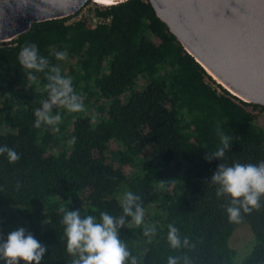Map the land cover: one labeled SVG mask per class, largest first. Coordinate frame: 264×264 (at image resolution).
<instances>
[{"label":"trees","instance_id":"obj_1","mask_svg":"<svg viewBox=\"0 0 264 264\" xmlns=\"http://www.w3.org/2000/svg\"><path fill=\"white\" fill-rule=\"evenodd\" d=\"M89 12L108 22L46 20L0 45V146L21 157L10 164L0 155V234L6 239L25 228L47 246L41 264H71L60 205L99 220L104 211L121 214L124 193L132 191L141 196L144 223L156 232L149 238L142 226L121 227L138 264H167L169 255H187L193 264H264V197L261 208L233 223L226 211L231 198H218L217 185L205 183L224 161H264V131L253 114L264 107L217 85L146 0L94 4ZM27 43L72 76L84 99L85 112L54 107L62 115L59 132L34 127L47 81L34 72L37 81L30 83L20 67L18 53ZM64 50L68 59L57 61L54 53ZM218 128L233 137L232 145L224 161L208 162L206 152L220 146ZM159 180L169 182L164 190L157 189ZM168 224L195 249H171ZM241 224L250 227L252 242L240 255L229 240Z\"/></svg>","mask_w":264,"mask_h":264},{"label":"clouds","instance_id":"obj_2","mask_svg":"<svg viewBox=\"0 0 264 264\" xmlns=\"http://www.w3.org/2000/svg\"><path fill=\"white\" fill-rule=\"evenodd\" d=\"M57 61L68 59V52L56 51L54 53ZM20 67L27 74L29 82H36L35 73H45V89L47 99L40 101V107L34 109L35 128L42 126L50 127L52 131L59 132V124L62 115L57 112L53 114L54 107L65 109L68 113H81L86 111V105L81 95L77 94L73 77L63 75L61 67L52 64L48 57L40 54L35 43H27L21 47L18 53ZM11 96V94H7ZM220 146L215 151H207L203 157L211 162L213 159L224 161L226 153L232 145L233 137L218 128ZM75 142V137L70 141ZM0 155H4L10 164L20 160L19 153L8 145L0 146ZM217 185V197H230V204L226 211L229 222L240 223L242 212L247 214L262 207L261 198L264 197V161L258 164H242L233 162L230 166L221 163L217 166L210 179L205 183ZM159 180L157 189L164 190L166 184ZM121 214L112 215L101 212L99 220L93 215L82 216L80 210H69L63 204L57 209L61 214L60 223L64 226L66 251L73 257L71 264H138L137 257L128 250L127 244L120 238L121 227L129 229L142 226L143 236L152 237L156 234L155 226L144 223V208L141 204V196L126 191L121 202ZM130 217L128 221L126 218ZM167 241L173 250L188 249L192 251L196 245L189 238L180 234V230L174 224L167 225ZM47 251V246L38 242L32 233L25 228H19L10 232L6 239L0 234V259L5 264H41V260ZM167 264H193L192 259L187 256L167 257Z\"/></svg>","mask_w":264,"mask_h":264},{"label":"water","instance_id":"obj_3","mask_svg":"<svg viewBox=\"0 0 264 264\" xmlns=\"http://www.w3.org/2000/svg\"><path fill=\"white\" fill-rule=\"evenodd\" d=\"M0 0V45L34 23L73 17L89 2ZM183 50L227 94L264 107V0H146Z\"/></svg>","mask_w":264,"mask_h":264},{"label":"rangeland","instance_id":"obj_4","mask_svg":"<svg viewBox=\"0 0 264 264\" xmlns=\"http://www.w3.org/2000/svg\"><path fill=\"white\" fill-rule=\"evenodd\" d=\"M94 3L89 2L87 3L83 9H81V12L78 13L77 16L72 17L73 19H79V18H87L92 21V15L90 14L89 10L93 8ZM253 114L256 116L255 119V125L262 129L264 131V109L253 111ZM112 148H117L116 144L112 145ZM252 242V231L250 227L247 224H241L239 225L232 233L229 243L230 247H232L234 250L238 251V253L244 254L247 249L251 246ZM254 244V243H253Z\"/></svg>","mask_w":264,"mask_h":264},{"label":"built area","instance_id":"obj_5","mask_svg":"<svg viewBox=\"0 0 264 264\" xmlns=\"http://www.w3.org/2000/svg\"><path fill=\"white\" fill-rule=\"evenodd\" d=\"M94 4H96V3H94ZM98 5H101V4H98ZM83 9V8H82ZM81 12V11H80ZM79 12V13H80ZM92 24H93V26L94 25H96V24H98V23H103V22H108V19L107 20H105V21H103V20H101V19H96V18H94L93 16H92Z\"/></svg>","mask_w":264,"mask_h":264}]
</instances>
